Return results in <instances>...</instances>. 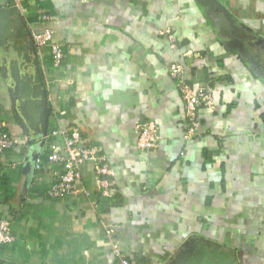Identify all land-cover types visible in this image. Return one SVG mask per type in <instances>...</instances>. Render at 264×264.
Segmentation results:
<instances>
[{
	"label": "crops",
	"instance_id": "1",
	"mask_svg": "<svg viewBox=\"0 0 264 264\" xmlns=\"http://www.w3.org/2000/svg\"><path fill=\"white\" fill-rule=\"evenodd\" d=\"M217 2L224 10L198 0H0V114L18 141L0 153V219L14 236L0 244V264H115L114 242L132 264L217 263L221 252L264 264V0ZM46 26L63 49L59 67L49 46L32 50L23 36ZM11 59L40 77L42 146L38 126L27 136L15 116ZM173 61L193 87L216 90L189 138ZM138 121L156 124L153 148L137 145ZM61 128L106 152L112 196L88 163L72 196L48 195L63 170L47 159Z\"/></svg>",
	"mask_w": 264,
	"mask_h": 264
},
{
	"label": "built area",
	"instance_id": "2",
	"mask_svg": "<svg viewBox=\"0 0 264 264\" xmlns=\"http://www.w3.org/2000/svg\"><path fill=\"white\" fill-rule=\"evenodd\" d=\"M41 19L47 20L50 16L47 12L41 14ZM165 33L171 40L173 46L174 38L170 30ZM32 38L36 46L47 45L50 48L52 64L54 67L61 65L64 56L63 49L55 37L53 28L46 26L41 30L34 31ZM168 73L174 80L183 101V110L186 120V131L184 138H189L197 133L200 126L199 108L210 107L214 102L215 87L210 84H200L193 87L184 77V66L180 62L173 61L169 65ZM6 123L0 114V153L17 144V139L10 135L6 130ZM137 134V145L140 148H153L159 140L158 128L152 121H138L134 125ZM52 136L59 135L62 144H52L48 152L47 159L50 164L62 163L63 170L53 181L47 190L48 195L54 198H64L72 196L77 191V182L81 178V166L88 163L96 175V184L100 187L102 195L112 196L114 188L110 185L109 177L114 174L109 164L106 152L102 147L93 145L81 135L76 128H61L51 132ZM35 167H40V158L35 159ZM112 229H107L111 233ZM14 236L10 230L9 222L0 219V244L12 242ZM113 252L117 258L115 264H132L129 259L121 252L119 245L113 243Z\"/></svg>",
	"mask_w": 264,
	"mask_h": 264
},
{
	"label": "water",
	"instance_id": "3",
	"mask_svg": "<svg viewBox=\"0 0 264 264\" xmlns=\"http://www.w3.org/2000/svg\"><path fill=\"white\" fill-rule=\"evenodd\" d=\"M203 6L207 7L209 10L213 7L224 8L217 2V0H198ZM207 9V10H208ZM23 36L29 38L28 45L32 50H34V41L31 37L29 31H23ZM264 45V42H263ZM11 79L12 83L8 86V93L10 96V101L14 109L15 116L24 128V132L27 136H30L29 128L38 126L37 138L40 139L38 146H42L47 135V112L48 107H46L45 92L40 84V77L31 76L29 72H21L17 60L11 59ZM26 67V66H25ZM37 83V85H36ZM40 87L42 89L39 92L36 88ZM35 123V124H34ZM32 137V136H30ZM30 157H26L23 166V171L27 172L29 170L31 160L37 156L36 150L30 152ZM215 248V247H214ZM215 250H217L215 248ZM213 251L216 255V251ZM212 256V253H211ZM217 263L209 262V264H234L230 260L227 252H221L217 255ZM204 264H207L206 262Z\"/></svg>",
	"mask_w": 264,
	"mask_h": 264
},
{
	"label": "trees",
	"instance_id": "4",
	"mask_svg": "<svg viewBox=\"0 0 264 264\" xmlns=\"http://www.w3.org/2000/svg\"><path fill=\"white\" fill-rule=\"evenodd\" d=\"M0 179H2V177L0 176Z\"/></svg>",
	"mask_w": 264,
	"mask_h": 264
}]
</instances>
